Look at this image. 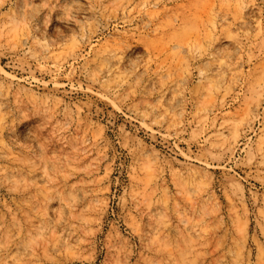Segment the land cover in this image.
Here are the masks:
<instances>
[{
    "label": "rangeland",
    "instance_id": "374dc122",
    "mask_svg": "<svg viewBox=\"0 0 264 264\" xmlns=\"http://www.w3.org/2000/svg\"><path fill=\"white\" fill-rule=\"evenodd\" d=\"M0 264H264V0H0Z\"/></svg>",
    "mask_w": 264,
    "mask_h": 264
}]
</instances>
